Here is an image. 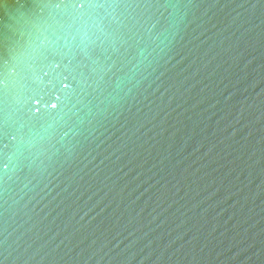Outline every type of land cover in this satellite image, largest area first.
<instances>
[{
  "label": "water",
  "instance_id": "1",
  "mask_svg": "<svg viewBox=\"0 0 264 264\" xmlns=\"http://www.w3.org/2000/svg\"><path fill=\"white\" fill-rule=\"evenodd\" d=\"M0 264H264V0H0Z\"/></svg>",
  "mask_w": 264,
  "mask_h": 264
}]
</instances>
